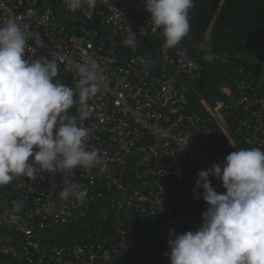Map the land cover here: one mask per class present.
<instances>
[{
  "label": "built area",
  "instance_id": "built-area-1",
  "mask_svg": "<svg viewBox=\"0 0 264 264\" xmlns=\"http://www.w3.org/2000/svg\"><path fill=\"white\" fill-rule=\"evenodd\" d=\"M6 19L26 26L24 58L55 59L54 79L67 86L79 79L82 50L99 63L102 87L80 123L89 129L86 147L101 150L103 170L38 172L0 186V257L5 264H169V229L194 231L208 207L192 191L198 171L239 148L264 149V60L213 52L210 26L165 50L143 0H98L75 12L64 0H0ZM128 27L134 49L122 43ZM201 45L211 47V62ZM204 72L214 85L222 81L219 94L198 90ZM72 183L87 188L83 202L60 198ZM96 217L109 222L104 232Z\"/></svg>",
  "mask_w": 264,
  "mask_h": 264
},
{
  "label": "clouds",
  "instance_id": "clouds-1",
  "mask_svg": "<svg viewBox=\"0 0 264 264\" xmlns=\"http://www.w3.org/2000/svg\"><path fill=\"white\" fill-rule=\"evenodd\" d=\"M97 2L64 0L72 12L85 6L93 9ZM143 2L150 20L163 29V48L179 45L190 31L189 11L195 0ZM122 43L137 46L136 32L130 27ZM26 45V26L15 19L0 20V186L20 176L35 179L38 172L97 166L103 170L101 150L86 147L89 129L80 123L90 116L88 101L102 87L99 63L82 50L76 65L79 79L70 87L54 79L59 74L55 59L26 60ZM201 48L204 59L211 62V47ZM139 60L142 65L149 63L143 57ZM75 105L78 115H69ZM210 177L222 181L223 193L216 191ZM192 191L208 207L194 231L169 229V251L164 253L169 264H264V149L239 148L223 163L199 170ZM86 195L87 188L79 183L59 193L61 199L78 202ZM22 204L14 202L15 209Z\"/></svg>",
  "mask_w": 264,
  "mask_h": 264
},
{
  "label": "trees",
  "instance_id": "trees-1",
  "mask_svg": "<svg viewBox=\"0 0 264 264\" xmlns=\"http://www.w3.org/2000/svg\"><path fill=\"white\" fill-rule=\"evenodd\" d=\"M209 26L213 52L264 60V0H199L197 11L190 18V30L200 35ZM221 82L218 80L214 85L212 75L204 72L198 90L219 94L215 86ZM94 222L103 224V232L109 225L101 217ZM0 264H5L2 257Z\"/></svg>",
  "mask_w": 264,
  "mask_h": 264
},
{
  "label": "rangeland",
  "instance_id": "rangeland-1",
  "mask_svg": "<svg viewBox=\"0 0 264 264\" xmlns=\"http://www.w3.org/2000/svg\"><path fill=\"white\" fill-rule=\"evenodd\" d=\"M1 257H2V254H1Z\"/></svg>",
  "mask_w": 264,
  "mask_h": 264
}]
</instances>
